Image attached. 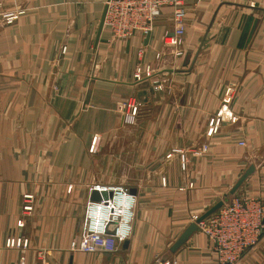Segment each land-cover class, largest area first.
I'll use <instances>...</instances> for the list:
<instances>
[{
    "label": "crops",
    "instance_id": "obj_1",
    "mask_svg": "<svg viewBox=\"0 0 264 264\" xmlns=\"http://www.w3.org/2000/svg\"><path fill=\"white\" fill-rule=\"evenodd\" d=\"M105 1L0 0V264H216L199 230L170 248L250 165L234 197L264 201V0H180L178 47L163 43L172 6L149 35L120 40L99 29ZM138 68L149 76L136 81ZM222 106L230 117L207 136ZM115 185L136 198L131 236L110 254L69 250L91 190ZM8 236L28 246L6 248ZM263 257L264 237L237 264Z\"/></svg>",
    "mask_w": 264,
    "mask_h": 264
},
{
    "label": "built area",
    "instance_id": "obj_2",
    "mask_svg": "<svg viewBox=\"0 0 264 264\" xmlns=\"http://www.w3.org/2000/svg\"><path fill=\"white\" fill-rule=\"evenodd\" d=\"M105 5L107 8L103 26L110 30L113 38L120 40L134 34L149 35L155 20L161 14V8L172 6L174 30L172 35L164 36L163 43L168 47L181 45L185 10L180 0H106ZM15 18V15L8 16L5 22L11 23ZM143 74L149 76V68L143 71L138 68L134 79L140 81ZM229 94L230 90H227L226 95ZM137 107L134 104L129 105V112L123 117L124 123L133 122ZM224 111L225 106H222L215 118L210 120L207 136L216 133L222 116L230 117L227 112L223 113ZM239 145L243 146L244 143L241 142ZM205 150L203 147L202 151ZM180 162L183 169L186 162L183 154H180ZM95 189L99 192H110L111 196L87 206L85 232L79 239L70 241L69 250L82 253H114L118 244L132 234L136 198L127 188L119 185ZM31 200V195L23 196L22 212L32 211ZM198 218V215H192L191 221L196 222ZM21 223V220L17 221L18 226ZM197 227L210 241L211 249L216 256V264H237L249 250L259 244L264 235V201L261 198L236 196L214 214L197 223ZM27 244V239L22 236H8L5 239V247L10 249L23 250ZM23 262L24 257L20 256L19 264ZM38 264L45 262L40 261ZM162 264L170 263L163 261Z\"/></svg>",
    "mask_w": 264,
    "mask_h": 264
},
{
    "label": "water",
    "instance_id": "obj_3",
    "mask_svg": "<svg viewBox=\"0 0 264 264\" xmlns=\"http://www.w3.org/2000/svg\"><path fill=\"white\" fill-rule=\"evenodd\" d=\"M106 5L103 9L102 12V16H101V20H100V24H99V29L102 28L103 26V21H104V16L106 13ZM100 31V30H99ZM254 166L250 165L247 170L242 174V176L238 179V181L235 183V185L230 189L228 196L233 195L236 190L239 188V186L242 184V182L245 180V178L253 171ZM111 196L110 192H99L96 189L91 190L89 199L92 202H99L101 200H106L107 198H109ZM223 204V201H219L218 203H216L214 206H212L211 208H209L204 214H202L198 220L196 222H192L190 223L187 228L180 234V236L176 239V241L173 243V245L171 246L170 250L171 252H175L179 247H181L186 241L187 239L195 232L198 231V227H197V223H199L200 221L208 218L211 214H213L217 209H219ZM264 264V262H263Z\"/></svg>",
    "mask_w": 264,
    "mask_h": 264
},
{
    "label": "rangeland",
    "instance_id": "obj_4",
    "mask_svg": "<svg viewBox=\"0 0 264 264\" xmlns=\"http://www.w3.org/2000/svg\"><path fill=\"white\" fill-rule=\"evenodd\" d=\"M5 19H6V17H5ZM127 114H128V113H127ZM124 116H126V115H124ZM135 117H136V116H135ZM133 122H134V120H133ZM133 122H132V123H133ZM126 124H128V125L130 124V125H131V123H126ZM146 127H148V126L146 125ZM148 128H149V127H148ZM149 130H150V129H149ZM134 131H135V130H134ZM146 131H147V129H146ZM94 139H95L96 141L94 140V141L90 144V147H89V149H88V151H89L90 153L95 152L96 150H99L98 148H100V147H99V146H100L99 144H100L101 141H100V140H97L96 137H95ZM96 142H97V143H96ZM103 147H104V145H103ZM102 149H103V148H102ZM179 159H180V155H179ZM180 164H181V162H180ZM101 175L105 177L104 180H105L107 177H109V178H111V179H115L116 177L119 176V174H116V173H114V174L101 173ZM98 176H100V175H98ZM162 180H163V178L161 179V181H162ZM164 182H165V181H164ZM115 186H117V185H115ZM94 189H95V188H94ZM234 195H235V194L230 195V196H227V197H228L229 200L231 201L232 199H234V198L236 197V196L234 197ZM22 198H23V197H22ZM221 199H222V198H221ZM220 201H223V204H222V205L227 204V203L230 202V201H225V200H223V199L220 200ZM221 207H222V206H221ZM217 210H218V209H217ZM217 210H216V211H217ZM216 211H215V212H216ZM215 212H214V213H215ZM214 213H213V214H214ZM211 215H212V214H211ZM211 215H210V216H211ZM85 223H86V222H85ZM263 237H264V235H263ZM263 237H262V238H263ZM258 245H259V244H258ZM258 245H257V246H258ZM257 246H256L255 248H257ZM255 248L249 250V252H251V251L254 250ZM262 260H263V261L259 262L258 264H263V262H264V257H263ZM19 262H20V258H19V260H18V264H19ZM162 262H163V261H162ZM162 262H160V264H162ZM167 262H169V261H167ZM169 263L172 264L173 262H169Z\"/></svg>",
    "mask_w": 264,
    "mask_h": 264
}]
</instances>
